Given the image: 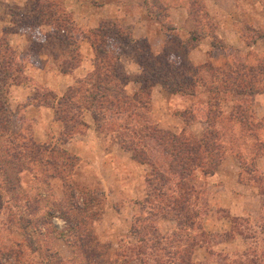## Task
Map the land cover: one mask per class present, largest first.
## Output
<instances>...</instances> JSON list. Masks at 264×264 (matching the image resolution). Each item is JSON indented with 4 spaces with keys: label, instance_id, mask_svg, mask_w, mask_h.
<instances>
[{
    "label": "rangeland",
    "instance_id": "1",
    "mask_svg": "<svg viewBox=\"0 0 264 264\" xmlns=\"http://www.w3.org/2000/svg\"><path fill=\"white\" fill-rule=\"evenodd\" d=\"M65 1L68 0H40V2L38 0H21L18 4L21 10L17 11L13 9L14 7L9 10V14L10 12L13 14L12 19L15 25L5 29L6 34L16 30L29 34L31 37L28 42L29 52L35 51L37 55L40 52L46 53V59H49V62L54 61L55 66H58L60 71L62 68L73 64L72 58L74 56L79 62L77 51L72 52L74 48L69 46L63 37L54 33L52 26H47L53 24L69 27L71 17L66 10L69 5ZM144 1L121 0L120 18L114 20L102 18L100 23L102 27L99 26L91 30L97 31L99 29L105 36L117 35L112 40L103 37L104 45H99L106 50L111 49L110 56L120 51L118 45L123 41L125 42L124 38L131 35L133 39L122 44L121 55L117 60L118 72L127 77L126 80L118 81L130 97L128 98L129 103L126 99L127 103L124 104L125 99L118 97L119 101L115 103V108L108 112L109 118L100 117L97 122L94 121V128L109 138L108 147L112 158L114 159V156L116 158L114 159L115 163L120 159L117 158V151L112 147L114 144H119L128 151L131 158L132 151L138 152V148L145 150L147 152L146 157H150V163L144 164L143 172L138 167L132 166L133 161L131 159H128L127 163L123 161V168H121L122 163L120 162L114 164L115 168L111 169V161L101 156L92 155L80 159L68 151L67 153L72 155V158L63 155L59 150L52 154L45 152L42 159H49L51 165L45 169L43 162L34 160L29 163L27 160L31 171L19 173L20 183L14 187L10 194L3 191L6 184L3 178L4 174L0 172V264H142L141 260L144 264H179V253L182 254L184 250L186 253L192 252V264H204V253L199 246L209 247L212 242L231 238L234 233L237 234L234 235L236 242L221 245L220 248L210 252L211 255L214 254L213 259L216 258L217 260L210 262V264H216V262L219 264H264V144L259 143L260 141L264 143V118L259 120L253 118L254 113L259 114L258 118L264 115V103L253 105L252 95L239 98L229 88H225L226 82H224L225 80L235 82L237 87L245 89L251 85L254 92L263 90L264 0H241L243 3L241 5L242 10L236 7L240 0H197L198 4H195V10L192 9L191 12L189 0H161L160 3L166 10L168 6L177 7L180 4L187 8V16H185L184 21L188 31L195 29L198 22L201 25L202 34H211L213 31L218 32V26L224 24L220 28L230 35L229 30H233V33L236 32L234 29L236 25L229 26L230 19L237 18L239 20L237 28L247 46H244V43L242 46L225 44L224 39L219 38L220 47L217 49L219 51L226 50L231 54L232 60L222 56V52H216L214 55L219 59H211L207 65H203L206 67L201 68L196 75L194 73L195 67H192L184 56L185 47L180 45L176 33L174 31L166 32L171 23L169 16L159 20L151 17ZM220 1L222 2L219 3ZM46 3L50 6L46 7ZM74 5H76V9L78 7L79 13H87L84 4L78 2ZM83 7L84 9H82ZM144 16L149 20L151 18L154 21L157 20L161 24L163 33L168 34L169 43L164 44L163 49H160L157 54L151 52L150 44L145 40H138V32L140 35L142 30L141 27L138 30V22ZM174 19L180 24L183 21L182 15L179 14H176ZM215 20L217 22L221 20L218 26L215 24ZM5 21L6 17L0 18V30L4 28ZM227 21L229 22L227 23ZM88 35L89 39L91 37L97 42L101 39L100 36L94 35L92 32ZM40 37L44 38L38 41ZM7 38V36L0 38V45H2L3 50L5 45L2 42ZM154 39L155 43H158L155 36ZM253 44H256L255 47L250 48ZM94 52L96 63L95 49ZM48 54L53 55L51 60ZM113 61L116 62L115 58ZM229 61H232L231 66ZM209 65L220 67L221 73L210 69ZM132 68L134 70H131ZM194 75V80L198 84L196 89H199L198 92L201 93V96H197L199 102L206 104L210 101L214 112L222 114L218 118L215 128L219 130L225 156L233 155L232 160L240 167L238 169L240 181L251 182L250 187L260 195V212L259 216L255 217L257 206L259 207L258 202L248 199L249 187H243L244 189L247 188L244 195L247 194L248 196V198L245 197L242 206L246 211V216L230 218L225 211L221 212L224 218L229 217V221H223L227 226L229 225L228 229H231L222 235L206 232L202 227L203 221L200 216L192 220L194 222L193 228L186 227V223L189 222L185 216L192 215L197 209L201 214V211L205 210V203L208 204L202 199L207 188L204 182L206 174L213 170L196 169L187 185H177L174 191L169 192L171 198H162V205H170L169 208L174 207L175 209L169 210L166 217H161L159 213V220L152 215L155 214L157 208L153 200L146 203H143L144 199L137 200L136 195L142 192V178L131 177L137 173L138 175L143 173L146 176L144 179L146 196L148 190L153 193L151 192L152 189L161 187L166 190L172 185L156 179V175L152 176L151 173L152 162L159 171H162L164 176L168 175V156L157 146L155 141L142 138L141 141L138 140V126H143V132H145L146 127L151 125L157 127L151 116V92L149 96L141 95V101H148V105L144 108L139 104L138 99L133 100L132 98L138 92V88L134 94H130L125 88L126 85L132 87L134 85L132 82H136V86L139 85L140 89L141 81L139 82L138 79L143 80L147 77L154 80L155 83L163 82L166 85L177 82L178 86H182L186 83L191 84L192 80L190 79ZM92 76L93 72L65 90L66 92L70 88L77 89L74 101L76 104H80L75 111L80 110L79 114L76 112V116L82 122H76L75 128L71 131V136H68L70 131L65 130L62 121L56 119L54 109L46 106L53 110V119L58 121L62 127L58 134L51 131L48 140L40 143L48 146L49 151L59 147L65 150L63 144L66 141L87 130L88 124L85 116L86 113L91 112V109L85 108L83 101H85L84 99L87 100L88 93L85 89L90 86L88 83ZM235 77L237 81L232 80ZM51 78L52 82L57 85L55 82L58 81H54L56 78L54 76ZM19 82V84L13 85H32L34 95L35 85H37L34 80L23 74ZM211 89H217V95ZM49 91L55 94L53 91ZM111 99H114L113 96L108 98V102ZM180 99H182L180 111L184 113L189 110L187 108L188 103L187 100H184L185 98ZM238 99H241V102H247V105L245 104L242 109L236 108L234 103ZM87 101L90 103L89 100ZM106 104L100 106L97 102V111H100L101 107L106 108ZM19 105L16 110L21 111ZM200 106L196 105L195 110L199 114L198 116L203 117L205 113L200 111ZM124 110L126 111L124 112ZM23 114L24 110L21 118H23ZM186 115L188 119L192 118L191 114L186 113ZM236 116H243L246 119L242 118L240 121L237 120ZM230 119L233 120L230 121ZM33 124V121H27L22 127L25 135L30 133L33 137ZM143 132L140 130L139 134H143ZM125 133H128L126 135L129 139H124ZM190 133L192 134V132L186 131V134ZM143 143L149 144V148L146 149L147 146L144 147ZM128 147H131L132 150H128ZM122 170L124 171V179L116 181L117 189L121 191L117 193L114 183L118 177V172L120 174ZM5 171L13 175L12 170L6 168ZM224 172L225 176L230 173L227 169ZM125 175L129 176L125 177ZM106 187L108 188L105 189ZM128 194L131 195V200L127 197L126 202H124ZM183 199H187L188 202ZM170 200L174 203H170ZM183 205L186 206L184 211L181 210ZM151 208L153 209L152 213L150 212ZM134 221H136L135 224ZM142 223L155 224L159 228L160 234L154 235L155 239L161 241L157 250L152 251L150 249V239H154L150 231L141 232L147 239L145 238V241L139 244L137 239L131 235L130 230L140 228L139 224ZM211 225V222L208 223V227ZM192 243L194 244L193 247L191 246ZM140 246L143 249H140ZM172 246L173 248H171ZM184 246H186L185 249ZM170 249L174 251V253L172 252L173 255H170ZM176 251H178L177 254H175ZM155 255H158L157 262L152 258Z\"/></svg>",
    "mask_w": 264,
    "mask_h": 264
},
{
    "label": "crops",
    "instance_id": "2",
    "mask_svg": "<svg viewBox=\"0 0 264 264\" xmlns=\"http://www.w3.org/2000/svg\"><path fill=\"white\" fill-rule=\"evenodd\" d=\"M20 1L21 0H0V18L2 19L6 17L4 28L0 30V38L2 36H7L9 46L13 48V50H15L17 54H21V52L30 53L28 50V42L31 40V37L29 34L19 32V30L14 31L13 33L6 34L5 29L12 25H15V22L12 19L13 14L12 12H10L9 14V10H12L13 7V9L17 11L21 10V8L18 7ZM120 1L121 0L65 1V3L69 5L66 9L67 12L70 13L69 15L74 21L76 27H78L82 31L81 36L76 38V42L78 45L77 53L79 55V62L73 68V70L67 73H63L58 69V66H55L54 61L52 62L51 59L53 58V55L48 54L51 60L49 62V59H46L47 54L40 52L38 55H36V62H30L24 65L23 74L34 80L38 85L45 87L47 90H51L55 94L62 95L68 87L74 86V84H76L78 81L92 73L95 70V52L94 48L91 45L88 31L90 29L98 28L100 26L102 18H112L113 20L116 18H120ZM78 2H80V4L82 5H85L87 12L86 14H84V12L82 14L78 12V7L76 9V5H74ZM221 2L222 1H220L219 3ZM242 4L243 3L240 0L239 3L236 4V7L240 8L239 10H242ZM82 9H84V7ZM167 13L171 24L174 27V32L176 33L180 45L184 46L186 40L190 37V31L186 29L187 27L185 26L186 23L184 21L185 16H187V8L183 4H180L177 7L168 6ZM176 14H179L180 16L182 15L183 21L181 22V24L175 21L174 17ZM153 21L154 20L152 18L149 20L145 16L143 18L141 17L140 21L138 22V30L139 27H141L142 30L140 32V35L138 32V40H145L150 44L151 52L157 54L160 49H163L164 44L167 45L169 43V39L167 36L168 34H165V32L163 33V31L161 30V24H159L157 20L154 21V23ZM218 21L219 22H217V20L214 21L217 26L218 23L221 22V20ZM228 22L229 21H227V23ZM223 25L224 24H222L221 26L219 25L218 32L216 31L215 33L218 38L224 39L225 44L227 43L242 46V43H244V46H247L245 44L244 38H242L239 33V29L237 28L239 26V20H237V18H231L229 22V26L231 27L232 25H236V28H234L236 29L235 33L232 32L233 30H229L231 32L230 35H228L226 32H223L221 29ZM154 36L156 37V41L158 43H155ZM211 40L212 36L206 35L200 38L198 44L193 48L188 49L187 51L185 48L184 56L186 60L192 65V67L196 68L194 70V73L196 72V70H200L201 68L206 67L203 65H207L211 61V59H219L214 55L216 52H222V56H225L227 57V59L232 60L231 54L226 52V50L219 51V49L214 48ZM255 45L256 44H253L250 48H254ZM231 62L232 61H229L230 66L232 65ZM208 67H210V69H214V71L217 70L218 73H221L222 69H220V67H213L212 65H209ZM131 70L134 69L132 68ZM126 71L127 73L129 72L127 67ZM52 76L56 78L54 79V81H58L55 82L57 83V85L52 82ZM132 83H134L132 87H127L128 84L125 87L130 94H134L135 91H137V88L139 90V85L136 86V82ZM196 88L195 92L190 94V92H181L180 85L178 86L177 82L173 84L167 83L166 85L163 82L154 83L151 88V116L158 128L168 130L174 134H181L182 132L189 131L192 132V134L197 138H200L203 135V133L207 129V124L202 117L198 116L199 114L195 110L196 105H203V102H199L200 100L197 97L201 93L198 92L199 89L197 90ZM33 92L34 87L32 85H13L8 88L7 98L9 107L12 111H16L19 104V107L25 105L23 118H25L28 122H34L33 139L36 142L42 143L48 140L49 136L52 133L51 131H53V133L55 134H58L61 131L62 127L58 121H55L53 119V110L51 108L46 106H36L29 103ZM182 97L185 98L184 100H187V108L189 109L188 111H192L193 113L192 118L189 119V122L184 119V117L182 116V111H180V109L182 108V103L180 104V101L182 99L180 98ZM261 103H264V83L263 90L261 92H254L252 94V104L259 105ZM258 115L259 114L254 113L253 118H255L256 120L264 118V115L260 116V118H258ZM221 116L222 114H220V117ZM85 120L88 124L87 130L83 133L76 134L71 140L66 141L63 144V148L66 151H68L70 154L78 156L80 159L92 155H94L95 157L101 156L103 158H107L108 161H111V169L115 168L114 164L120 162L122 163L121 168H123V161H126L127 163L129 161L128 159H131L133 161L132 166L138 167L141 171L144 169V164H140L133 160L128 151L123 149L119 144L112 145L114 150L117 151V158L120 159V161H116L115 163L114 159L116 158L115 156L114 159L112 158L108 147L109 138L105 137L104 134H100L94 128V119L91 112L86 113ZM127 154L129 155V157H127ZM232 158L233 155H226L215 170L206 174L207 176L205 175L206 179L204 183L207 188L202 199L208 202V204H203L205 210L203 212L201 211L200 217H202V227L205 229V231L215 235H222L229 230L231 231V229H228L229 225L227 226V224H225L223 220L229 221V217L232 218L235 216H246V211L242 206L244 204L245 197L248 198L247 194L249 195L248 199L257 200L258 202L259 207L257 206L255 217H258L260 212V195L256 192L255 189H252L250 187L252 185L251 182L245 183L240 181V172L238 171L240 167L232 160ZM226 169L230 173L225 176L224 171ZM123 172V170L122 172H120V174L118 172V177L114 183V185L116 186H114L115 189H117L116 181H118V179H124ZM126 176L128 177L129 175H125V177ZM131 177L142 178V192L138 193L136 197L139 201L145 199L146 190H144V179L146 176L143 173L139 175L137 173L134 176L131 175ZM55 180L57 181V179ZM59 181L61 182V180ZM243 187H249L248 193L246 195H244V193L247 192V188L244 189ZM107 188L108 187H106L105 189ZM116 192L120 193L121 191L117 189ZM128 195H126L124 202H126L127 197H129V199L131 200V195ZM224 211L228 214L229 217L224 218L222 216L221 212ZM210 222L212 223V225L211 227H208V223ZM234 235L236 236L237 234L234 233ZM234 235H231V238L228 239H222L220 241L218 240L216 242H212V245H209V247L199 246L200 250L204 253V264H210V262L212 261H217L216 258L213 259L214 254L211 255L210 252H212V250L220 248L221 245L236 242ZM216 264L219 263L216 262Z\"/></svg>",
    "mask_w": 264,
    "mask_h": 264
},
{
    "label": "trees",
    "instance_id": "3",
    "mask_svg": "<svg viewBox=\"0 0 264 264\" xmlns=\"http://www.w3.org/2000/svg\"><path fill=\"white\" fill-rule=\"evenodd\" d=\"M38 1L40 2V0ZM189 1L191 5L190 7V12H191L192 9L195 10L194 9L195 4L198 3L197 0H189ZM160 2L161 0L144 1V4L148 8L149 14H151V17L157 20L163 17L168 18L167 10L166 8L164 9V6ZM47 4L48 3H46L45 6L49 7L50 5ZM66 24L68 25L69 23L67 22ZM196 25L197 27L190 31V37L186 40L184 44L186 51L197 45L200 38L206 35L212 36L213 47L216 48L220 47L219 46L220 40L214 31L211 34H206V33L202 34L201 25H199L198 22L196 23ZM48 26H52L54 29V33L58 34L60 37H63L65 42H67L69 46L74 48L72 49V52H76L78 50L76 38L81 36L82 31L78 27H76L74 21L71 18H70L69 27L66 26L63 27L61 25L57 26L53 24H48ZM167 28L168 30L166 32L168 33L174 31V27L172 26L171 23ZM91 30L92 29H90L88 33L92 32L94 35L100 36L101 39L99 40V42H97L90 37L91 45L94 47L96 51V63H95V70L93 71L92 79H90L88 83L90 86L87 87V89H85V91H87L88 93L87 100H89L90 103H88V101L84 99L85 101H83V104L85 108L91 109L93 119L95 122H97L100 119V117L103 119L109 118L110 114L108 112H111V110L115 108L114 107L115 103L119 101V98L125 99L124 104H126L127 102L129 103L128 98L130 97H128L122 84L119 83L120 80L123 79L126 80L127 77L123 73L118 72L119 69H118L117 60L121 55L120 51L123 48L122 44H126L133 39L131 35L124 38L125 42L123 41L124 43L121 42L118 45L120 51L115 52V55L110 56L109 52H111V49L106 50L105 48L99 45H104V42L102 40L103 37L112 40L117 35L105 36V34H102L99 29L97 31L96 30L91 31ZM37 32L39 33V31ZM40 38L38 41H41L44 37H40ZM2 43L5 46L3 50L1 48L2 45H0V172L4 174L3 178L6 184L4 186L3 191L4 193L10 194L14 189V187L20 183L19 173L27 170L31 171V167L28 166L27 162L30 163L34 160H39L41 163L42 162L44 163L43 165L45 166L46 169L47 167H49V165H51V161L47 158L46 160L42 159V155L45 152L52 154L53 152L59 150L60 153L66 155L68 158L69 157L72 158L71 157L72 155H69L67 151L61 149V147L52 148L49 151L48 146H44L40 143H37L33 139L30 133L26 135L23 133L22 127L27 123L25 118H21L25 105L20 107L22 109L21 111L18 110L12 111L9 107L7 91L9 86L13 84H19L20 82H22V81L19 82V79L23 75V67L26 63L35 62V60L37 59L36 57L37 52L33 51L30 53L17 54V52L9 46L7 39L3 40ZM185 45H187L188 47ZM113 58H115L116 62L113 61ZM72 60H73V64L69 65L68 67L62 68L63 73L70 72L77 65L78 61L76 56H74ZM198 72L199 70H196L195 75ZM195 75L192 76V78L190 79L192 80L191 84H183L182 86L180 85L181 92L183 91L188 93L190 92V94L195 92V88L198 85L194 80ZM232 80L237 81L236 77L232 78ZM138 81L139 82L141 81V87L132 98L133 100L138 99L139 104L142 107L146 108V106L148 105L147 103L148 101H141L140 100L141 95L145 94L149 96L151 92V88L155 82L154 80H151L150 78L147 77L143 78V80L138 79ZM224 82H226L225 88H229V90L239 98H245L243 96L246 95L250 96L254 93L251 85L248 86V89H245V88L237 87L236 85L237 83L235 82H231V81L227 82V80H225ZM211 90L212 92L215 93L217 89L215 90L211 89ZM77 91L78 90L75 88L74 89L70 88L62 96H58L47 90L45 87H42L37 84L35 85V93L30 98L29 103L34 104L36 106L45 105L52 107L54 109L56 119L62 121L65 130L67 129L70 131L68 136H71V131L73 130V128H75L74 125L76 124V122L78 123L82 122L81 119L79 118L77 119L76 116V112L79 114L80 110L75 111L77 107H79L80 105L78 103L76 104L74 101V95L77 93ZM217 93L218 91L216 92V95ZM112 96L114 99H111V101L108 102V98ZM99 99L101 101H98ZM97 102L100 106H103L104 103H107L106 108L101 107L100 111H97L96 109ZM246 103L247 102L244 101L241 102V99H238L237 101H235L234 106L238 109H242L244 108V105ZM199 109L201 112L205 113V115L202 118L207 124V129L200 138L195 137L191 133L186 134V132H182L181 134H174L168 130L160 129L155 125L146 127L145 132H143V126L142 127L138 126L139 128L138 140L140 139L139 141H141L142 139L145 140L150 139L155 141L157 146L160 147L169 158L168 175L164 176L162 171H159L152 162H151L152 165L151 173L152 176L156 175V179H160L165 183H171L172 185L166 188V190H164L161 187H157L155 188V190L152 189L151 192L153 193H150V190H148L149 192L147 193V196L143 201V203L149 202L150 200H153L155 202L154 204L157 206V208L155 210V214L152 215L154 218L158 220H159L158 218L159 213L161 217H166L169 210L175 209L174 207L169 208L170 205L167 206L162 205L163 204L162 200L170 196L169 192L174 191L175 187L179 184L187 185L189 179L193 176L194 171L196 169H202L203 171H210L216 169L225 156L223 144L220 139L219 130L215 128L218 118L220 117V112L217 113L214 112V108L211 105L210 101L207 102L206 104H203V106H200ZM125 111L126 110H124V112ZM116 113H118V111H116ZM186 113H188L189 115L191 114V116L193 113L192 111H185L184 113L182 112V116L184 117V119L187 122H189ZM236 118L237 120L240 121L242 118L246 119V117L243 116L240 117L236 116ZM231 120L233 119H230V121ZM140 130L143 132V134H139ZM126 134L128 133H125L124 139H129L127 138L128 135ZM259 143L264 144L261 141ZM148 145L149 144L143 143L144 147L147 146L146 149L149 148ZM127 149L132 150L131 147H128ZM137 150L138 152H135L136 150L132 151V158L141 164H146V163L149 164L150 157L149 158L146 157L147 152L139 148ZM73 158L76 157L73 156ZM6 168L12 170L13 175L5 171ZM183 200L188 202L187 199L186 200L183 199ZM170 203L173 204L174 201L170 200ZM185 209L186 206L183 205L181 210L184 211ZM159 210H161V212H159ZM150 212L151 213L153 212L152 208L150 209ZM199 212H200L199 209H197L192 215L189 214L185 216V218L189 222L186 223L187 228L190 229L194 227V222H192V220L200 216ZM133 223L135 224L136 221H134ZM139 226L140 228L137 227L134 228L133 230L130 228L131 235L137 239L138 244L143 243L145 241V238L147 239V237L143 236V234L141 233L143 231H150L153 236L156 234H160V232H158L159 228L155 224L150 225L147 223L144 224L142 223L139 224ZM160 243L161 241H158L157 238L155 239L154 236V239H150V244H151L150 249L152 251L157 250L158 249L157 247L160 245ZM191 246L193 247L194 244L192 243ZM171 248H173V246ZM183 248L185 249L186 246H184ZM140 249L143 248L140 246ZM172 252L174 253V251H171L170 255H173ZM177 253L178 251L175 252V254ZM191 254H192L191 251L186 253L185 250L182 252V254L179 253L178 263L192 264ZM150 256H153V254H150ZM157 257L158 255L152 257L155 262L158 261ZM141 263L144 264L143 260H141Z\"/></svg>",
    "mask_w": 264,
    "mask_h": 264
}]
</instances>
